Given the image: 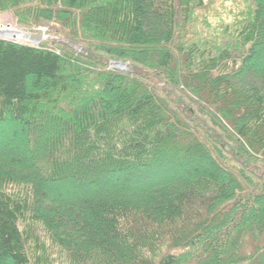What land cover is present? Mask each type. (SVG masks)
Wrapping results in <instances>:
<instances>
[{"label":"trees","instance_id":"obj_1","mask_svg":"<svg viewBox=\"0 0 264 264\" xmlns=\"http://www.w3.org/2000/svg\"><path fill=\"white\" fill-rule=\"evenodd\" d=\"M251 1L220 46L187 38L205 0H0L84 51L0 38V264H264Z\"/></svg>","mask_w":264,"mask_h":264},{"label":"rangeland","instance_id":"obj_2","mask_svg":"<svg viewBox=\"0 0 264 264\" xmlns=\"http://www.w3.org/2000/svg\"><path fill=\"white\" fill-rule=\"evenodd\" d=\"M251 5V0H205V7L195 12L194 18L189 25L188 40H196L201 44V41L203 42L204 39H207L211 41L212 44L214 43L220 46L227 45L230 36L234 34L241 23L248 18ZM53 26L56 27L55 25ZM50 27L51 25L49 27H30L19 23L11 12L0 13V28L20 32L24 31L35 35L40 29L44 30V34L42 35L43 38L38 44L24 38L0 34V37L6 40H13L15 42L36 46L40 44L49 45L53 48H60L63 54L72 53V49L77 52H84L79 44L70 42L55 33H50L48 31ZM114 61L120 62L124 68L113 66L112 63ZM110 67L121 71L129 70L130 64L123 60H111Z\"/></svg>","mask_w":264,"mask_h":264},{"label":"bare ground","instance_id":"obj_3","mask_svg":"<svg viewBox=\"0 0 264 264\" xmlns=\"http://www.w3.org/2000/svg\"><path fill=\"white\" fill-rule=\"evenodd\" d=\"M0 31L2 33L0 34H6L8 36L11 37V35H17L18 38H24L26 40H29L31 39L32 37L36 36V37H42V34L38 33V34H32V33H28V32H20V31H14V30H11V29H3V28H0ZM11 33V34H10Z\"/></svg>","mask_w":264,"mask_h":264},{"label":"water","instance_id":"obj_4","mask_svg":"<svg viewBox=\"0 0 264 264\" xmlns=\"http://www.w3.org/2000/svg\"><path fill=\"white\" fill-rule=\"evenodd\" d=\"M0 33H2L1 31H0ZM38 33L40 34H44V30L43 29H40L39 31H38ZM37 33V34H38ZM11 34V33H10ZM12 37H17V35H11ZM43 38V36L42 37H36V36H34V37H32L31 39H29L28 41H32V42H34V43H36V44H38L40 41H41V39ZM112 65L113 66H117V67H119V68H124L122 65H121V63L120 62H116V61H114L113 63H112Z\"/></svg>","mask_w":264,"mask_h":264}]
</instances>
